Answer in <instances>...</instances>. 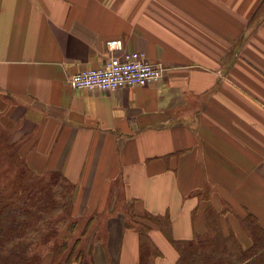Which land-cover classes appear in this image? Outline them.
Masks as SVG:
<instances>
[{
    "label": "crops",
    "instance_id": "1",
    "mask_svg": "<svg viewBox=\"0 0 264 264\" xmlns=\"http://www.w3.org/2000/svg\"><path fill=\"white\" fill-rule=\"evenodd\" d=\"M131 52L162 78L68 85ZM0 122L34 172L72 186L90 264H137L135 222L154 264H176L145 215L167 217L176 241L205 231L209 206L264 231V0H0Z\"/></svg>",
    "mask_w": 264,
    "mask_h": 264
},
{
    "label": "rangeland",
    "instance_id": "2",
    "mask_svg": "<svg viewBox=\"0 0 264 264\" xmlns=\"http://www.w3.org/2000/svg\"><path fill=\"white\" fill-rule=\"evenodd\" d=\"M0 133L5 135V140L3 139V141L10 146L9 152L14 154L8 162L1 164L0 161V189L5 190L9 194L15 188V182L20 178H24L22 168H20L22 174L19 169L20 161V163H25L29 169L25 176L26 180L29 183L31 182V184L33 183L35 189L41 195L42 212H40L37 222L30 228H24V244L28 246L29 255L35 257L34 264H63L69 254L77 253L78 251H82L83 259L90 264V251L83 250V245L80 244L82 238L80 233L85 222L80 224V221L73 216L69 185L52 172H34L28 166L24 157L26 140H15L12 133H9L3 127L1 122ZM17 157L18 161H16ZM31 192L33 193L34 191L31 189L26 192L28 203L32 198L30 196ZM204 216L206 222L205 231L192 236V239H195L194 247L202 248L203 252V256H201L202 252L196 255L201 257H192V259L196 260L194 261L196 264H204V262H208L212 258L216 260V256L219 257L222 264H237L241 260L243 252L248 255L247 250L255 247L257 251L261 247L260 244L264 245V235L260 231L258 232L259 235L257 234L258 239H255V243L250 235V226L253 219L249 214L235 213L228 207L216 212V208L209 206L204 211ZM31 222L34 223L35 220ZM76 230L77 233H75ZM76 240H79V244L74 251ZM256 242H260V244L257 245ZM211 252H213V255H209ZM74 258L73 256L71 264H78V262L74 261ZM198 258H201V260ZM215 260H213V263L215 262L216 264Z\"/></svg>",
    "mask_w": 264,
    "mask_h": 264
},
{
    "label": "trees",
    "instance_id": "3",
    "mask_svg": "<svg viewBox=\"0 0 264 264\" xmlns=\"http://www.w3.org/2000/svg\"><path fill=\"white\" fill-rule=\"evenodd\" d=\"M5 140V135L0 133V161L1 164L3 162H8L13 153H10L8 144L3 141ZM18 157L16 161H18ZM19 169L22 168L24 178H20L15 182V188L7 194L5 190L0 189V264H34L35 257L29 255L28 246L24 244L25 232L24 228H30L33 226L39 218L40 212H42V203H41V195L38 193L39 191L35 189V186L31 182L29 183L25 176L27 171H29L27 165L23 162L19 161ZM22 174V171L20 169ZM55 175L59 176L65 183H67L69 193H70V202H71V192L72 186L67 182V180L58 172H52ZM41 185V184H39ZM34 191L30 193L32 197L27 201L28 196H26V192L28 190ZM46 192V191H44ZM52 192V191H51ZM53 193V192H52ZM27 198V199H26ZM39 198V199H38ZM27 216V217H25ZM252 217V216H251ZM144 220H148L151 222H155L160 229L168 236L170 239V243L176 250L178 254V260L176 264H193L195 259L192 257H201L203 256L202 248L194 247L195 239L189 241H176L169 237V219L165 217L163 220H160L156 217L145 215ZM252 225L250 226V235L252 239L257 240V234L260 231L264 235V231L258 226L254 217H252ZM35 222H31L34 221ZM33 223V224H32ZM137 224V231L140 236V258L137 264H154V259L160 256L159 251L152 245L148 238V231L150 228L139 222H135ZM259 235V234H258ZM199 238V237H198ZM79 244V240H76L74 244L73 250ZM199 244V243H197ZM257 245L260 242H256ZM255 245V244H254ZM261 247L256 251L254 249L247 250L249 254L243 252L241 254V260L237 264H264V245L260 244ZM200 246V245H198ZM202 252L201 256H196ZM209 255H213L211 252ZM215 255V253H214ZM74 258L75 262L78 264H89L85 259H83L82 251H78L77 253H72L67 256V259L63 264H71V260ZM204 256H206L204 254ZM72 257V258H70ZM189 262H187L186 261ZM201 260V258H198ZM192 260V261H191ZM215 258H212L208 262H204V264H215L213 263ZM216 264H222L220 262L219 257L216 256ZM196 264V262H194Z\"/></svg>",
    "mask_w": 264,
    "mask_h": 264
},
{
    "label": "built area",
    "instance_id": "4",
    "mask_svg": "<svg viewBox=\"0 0 264 264\" xmlns=\"http://www.w3.org/2000/svg\"><path fill=\"white\" fill-rule=\"evenodd\" d=\"M116 47L109 45V49ZM166 68L162 63H151L142 53L131 52L117 58L110 56L98 69L83 70L67 79L68 85L75 90H107L120 87L144 86L162 78Z\"/></svg>",
    "mask_w": 264,
    "mask_h": 264
}]
</instances>
